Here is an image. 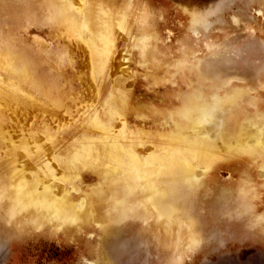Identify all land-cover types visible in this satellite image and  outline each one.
Returning a JSON list of instances; mask_svg holds the SVG:
<instances>
[{
  "label": "bare ground",
  "instance_id": "6f19581e",
  "mask_svg": "<svg viewBox=\"0 0 264 264\" xmlns=\"http://www.w3.org/2000/svg\"><path fill=\"white\" fill-rule=\"evenodd\" d=\"M162 1L0 0L1 98L36 116L26 138L7 144L10 120L0 109V219L38 231L84 232L140 218L153 231L177 227L184 242L191 230L179 221L170 189L189 191L208 180L212 159L231 171L242 165L231 194L236 187L256 191L254 177L264 178V114L225 131L227 112L245 92L214 103L199 96L198 60L180 50L192 42L182 37L167 58L159 47L171 8ZM177 9L182 35L196 33L200 12ZM71 42L82 44L85 89L71 81ZM121 53L132 67L116 78ZM170 58L180 73L173 87L155 98L137 93L138 76L153 77L147 88L169 81ZM82 94L86 104L78 106ZM206 101L210 108L200 111Z\"/></svg>",
  "mask_w": 264,
  "mask_h": 264
},
{
  "label": "rangeland",
  "instance_id": "374dc122",
  "mask_svg": "<svg viewBox=\"0 0 264 264\" xmlns=\"http://www.w3.org/2000/svg\"><path fill=\"white\" fill-rule=\"evenodd\" d=\"M162 2L171 8L165 15L159 47L167 58L182 37L192 42L193 47L184 46L180 50L183 58L196 56L198 60L200 72L193 86H197L199 96H209L214 103L238 90L245 92V97L238 99L227 112L225 131L231 134L256 113L264 114V0ZM177 8H195L200 12L196 33L182 35L183 22ZM48 29L43 28L40 34ZM31 34L35 32L32 30ZM69 44L71 81L85 89L86 70L79 66L82 44ZM74 51L78 53L76 60ZM127 55L121 53L124 58L118 61L121 65L116 70V78L119 70L130 73L132 66L126 60ZM166 63L169 81L159 80L158 85L147 88L153 77L138 76L136 92L155 98L172 88L174 78L180 73L172 59ZM82 96L79 100L82 104L78 106L86 104L87 95ZM1 97L0 94V109H5L10 120L7 144H18L22 137H27L32 118L36 116L25 110L24 105L16 108L12 98ZM208 102L200 106V111L210 108ZM56 118L50 115L47 119ZM210 164L213 170L209 179H204L203 184L202 178L198 179L189 191L180 186L172 190L167 183L179 221L191 230L184 242L180 241L177 227L153 231L145 229L140 218L112 222L101 230L97 226L85 227L84 232L70 228L38 231L34 226L19 227L0 219V264H264V192L260 188L264 178L254 177L256 191L250 195L238 187L231 194L229 183L234 176L242 175V165H236L237 170L231 171L229 167L217 166V159H212ZM53 185L51 190L55 192L56 184ZM146 218L149 227L157 226L150 217Z\"/></svg>",
  "mask_w": 264,
  "mask_h": 264
}]
</instances>
